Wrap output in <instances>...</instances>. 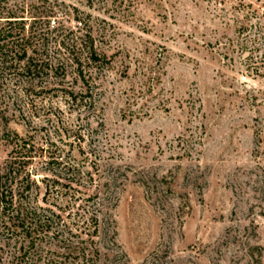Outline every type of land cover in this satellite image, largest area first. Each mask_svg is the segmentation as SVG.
I'll return each mask as SVG.
<instances>
[{"label":"rangeland","instance_id":"obj_1","mask_svg":"<svg viewBox=\"0 0 264 264\" xmlns=\"http://www.w3.org/2000/svg\"><path fill=\"white\" fill-rule=\"evenodd\" d=\"M17 1L26 30L31 7L89 14L109 58L94 110L0 78V165L34 146L31 203L97 211L99 264H264V0Z\"/></svg>","mask_w":264,"mask_h":264},{"label":"trees","instance_id":"obj_2","mask_svg":"<svg viewBox=\"0 0 264 264\" xmlns=\"http://www.w3.org/2000/svg\"><path fill=\"white\" fill-rule=\"evenodd\" d=\"M86 1L91 6L94 0ZM8 2L0 0V78L23 83L27 97L47 90L60 92L69 107L94 110L92 89L98 86L96 76L109 64V58L96 44L90 15L77 12L72 19L75 25H65L67 19L51 24L53 8L40 15L31 7L33 19L26 30L27 19L19 15L25 7L13 0L12 8ZM72 84L80 85L75 89ZM13 151L17 155L0 165V237L13 247L10 264H99L97 211L83 216L78 211L81 205L75 202L60 205L47 201L45 207L32 204L35 181L29 164L34 146L17 139ZM50 161L61 164L56 157ZM65 171L71 183L81 184L79 167L67 164ZM46 187L50 191L51 185Z\"/></svg>","mask_w":264,"mask_h":264}]
</instances>
